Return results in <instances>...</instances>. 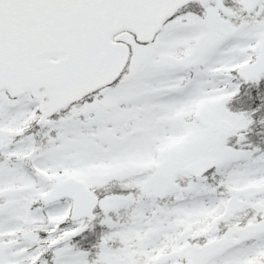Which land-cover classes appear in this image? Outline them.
Returning a JSON list of instances; mask_svg holds the SVG:
<instances>
[{"label": "snow or ice", "instance_id": "6c2138e0", "mask_svg": "<svg viewBox=\"0 0 264 264\" xmlns=\"http://www.w3.org/2000/svg\"><path fill=\"white\" fill-rule=\"evenodd\" d=\"M0 264H264V0H0Z\"/></svg>", "mask_w": 264, "mask_h": 264}]
</instances>
